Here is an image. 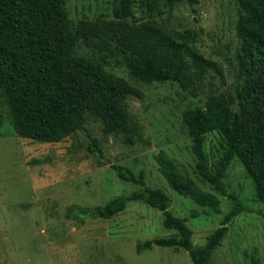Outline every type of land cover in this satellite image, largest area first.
<instances>
[{
    "label": "rangeland",
    "instance_id": "374dc122",
    "mask_svg": "<svg viewBox=\"0 0 264 264\" xmlns=\"http://www.w3.org/2000/svg\"><path fill=\"white\" fill-rule=\"evenodd\" d=\"M71 28L80 22L101 24L116 0H65ZM145 0H136L138 19L148 17ZM153 17L165 26L197 36V45L217 61L221 73L211 71L196 97L184 98L173 83H142L121 64L115 43L77 39L74 53L101 59L107 70L139 87L143 98H127V109L138 126L129 135L105 133L101 122L87 115L83 129L62 141L49 143L20 137L12 129L8 106L0 92V264H193L184 248L153 245L138 253L136 243L176 234L163 226L162 212L142 200L130 201L109 219L67 216L71 205L94 207L141 187L118 177L112 165L135 174L145 172V185L161 188L170 197L168 209L186 218L195 245L206 242L233 201L209 188L194 172L191 141L182 112L203 105L210 93L226 91L236 81L234 53L235 0H179L170 6L157 0ZM95 139L100 151L90 150ZM164 150L183 163L197 186L219 200V212L174 191L158 170L156 154ZM209 163L220 152V136L207 134ZM223 182L238 196L245 210L228 223V231L210 256L211 264H264V217L241 163L234 158Z\"/></svg>",
    "mask_w": 264,
    "mask_h": 264
},
{
    "label": "trees",
    "instance_id": "16d2710c",
    "mask_svg": "<svg viewBox=\"0 0 264 264\" xmlns=\"http://www.w3.org/2000/svg\"><path fill=\"white\" fill-rule=\"evenodd\" d=\"M164 1L173 6L179 0ZM235 2L236 81L224 92L208 94L203 105L182 112L195 158L194 172L211 190L233 201L219 226L204 244H193L186 218L168 209L169 195L159 187L146 186L144 170L135 174L121 165H112L118 177L140 189L92 208L71 205L67 216L79 223L87 217L109 219L130 201L142 200L161 211L163 226L176 234L139 241L135 246L138 253L153 245L184 248L193 264H211V253L227 233L228 223L246 209L223 182L236 158L251 179L264 217V0ZM135 3L116 0L101 24L84 21L73 30L65 0H0V92L15 134L39 142H59L83 129L87 115L97 118L105 133H121L130 140L129 135L138 132L126 100L143 98V91L107 70L101 59L74 53L77 39H87L90 31L94 40L115 43L121 64L135 81L176 84L184 98L196 97L211 71L221 73L217 61L197 45L194 31L171 29L153 17L157 0H145V19L136 17ZM214 131L219 133L221 152L209 163L205 142ZM91 143L90 150L100 151L95 139ZM156 161L174 191L220 211L218 198L197 186L183 163L162 149Z\"/></svg>",
    "mask_w": 264,
    "mask_h": 264
}]
</instances>
